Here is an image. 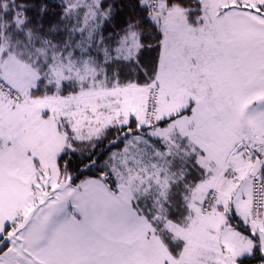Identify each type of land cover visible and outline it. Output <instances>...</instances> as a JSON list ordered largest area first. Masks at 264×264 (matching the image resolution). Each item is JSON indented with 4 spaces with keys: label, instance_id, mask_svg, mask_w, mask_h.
<instances>
[{
    "label": "snow or ice",
    "instance_id": "obj_1",
    "mask_svg": "<svg viewBox=\"0 0 264 264\" xmlns=\"http://www.w3.org/2000/svg\"><path fill=\"white\" fill-rule=\"evenodd\" d=\"M176 12L197 30L213 17L240 29L206 62L223 108L211 120L224 132L223 164L217 158L206 166L211 149L180 130L195 116L196 98L159 111V72L178 46L166 21ZM133 88L139 107L124 103ZM36 98L64 102L60 113L44 106L40 115L63 133L54 164L57 183H66L53 187V169L35 151L25 153L36 169L32 206L21 201L0 214V264H130L136 244L122 231L49 233L57 194L79 192L86 174L143 217L145 238L158 237L167 249L158 264H264V0H0V113ZM10 145L0 135V151ZM190 205L215 219L214 239L194 261L183 260L178 248L187 242L167 226L186 227L196 214ZM66 208L81 216L76 201Z\"/></svg>",
    "mask_w": 264,
    "mask_h": 264
},
{
    "label": "rangeland",
    "instance_id": "obj_2",
    "mask_svg": "<svg viewBox=\"0 0 264 264\" xmlns=\"http://www.w3.org/2000/svg\"><path fill=\"white\" fill-rule=\"evenodd\" d=\"M204 33L206 37H209L211 44L210 48H207L205 53H203V58L201 59L203 61L197 60L198 63L191 64L190 67L189 64L191 59H189V56L196 55V53L189 51L188 58L183 61L186 64V67L183 66L181 68V65H179L181 69L186 68L187 78L195 77L193 75L190 76L189 74L195 69V67L206 65V62L209 63L210 53L216 55L219 52L217 44L213 45L218 43L212 37H216V30L211 28V30L208 29L207 32ZM183 39H187V37H184ZM177 52L180 54L179 51ZM201 57L202 56L200 55L199 58ZM176 63L180 64V59L177 58V56L175 57L174 50L170 49L166 54L164 66L159 72V76L162 80L159 91L160 101L162 102L161 104L167 102L164 95L172 92L173 82H182L177 78L176 80L174 79L175 72L173 70ZM129 91L131 94L125 96L124 103L127 106L139 107V100L141 99L139 96V90L133 88ZM211 92L216 93L217 88H213ZM83 102L86 104L91 103L94 107V101L89 102L85 98ZM44 106H51L55 112L60 113L61 108L64 106V102H52L51 100L43 101L36 98L29 104L21 105L15 112H8L5 110L4 113H0V117L3 118L4 123L3 130H0V135H2L5 140L11 141L10 146L3 148V150L0 151V214H9V211L14 209L15 206L17 207L19 202L24 201V195L28 198H31L33 195L30 181L35 180L34 172L36 169L33 168L31 161L25 156V153L28 150H33L40 155L43 167H51L53 169V187H62V184L66 183L63 179L60 184L57 183L56 178L58 173L56 172L54 164L55 153L62 148L64 144L63 133L57 131L56 124L51 117H41L40 109ZM79 119L82 120L83 117H80ZM182 122H184V120L180 121V123ZM226 154L227 153L223 154L222 159H224ZM208 157L209 156L204 159L208 160ZM213 157H215V155H213ZM219 163L223 164L224 160H219ZM81 181L83 183L79 192L73 187L58 193L57 197L60 202L57 203L56 201H53V204L57 205L53 208L57 210L65 208L69 202L79 199V204L84 205L86 214H89L90 216H92L93 213H97L96 210L100 208V213L104 212L107 215L115 217L120 220L121 223L129 224L133 219L132 224L134 226H145L143 217H136L133 210L124 207L105 186L96 183L91 177H87ZM37 195H39L40 198H44L46 193L42 191ZM85 196V199H81V197ZM193 206L195 205H191L192 208ZM195 208L198 209L197 206H195ZM195 213L196 214L190 218V228L187 229L180 227L178 232L179 235H183L184 240L187 242L182 255L183 260L194 261L195 257L201 254V245L205 241L214 239V237L210 235L209 229L213 227L215 219L211 216L201 215L199 209L198 211L195 210ZM167 226L172 230V226L174 225L169 221ZM149 239L150 241L152 240L155 243H159V245L161 243L158 237L155 240L151 237H149ZM167 254V249H165V255ZM178 263L181 264V261H178ZM174 264H176V261H174Z\"/></svg>",
    "mask_w": 264,
    "mask_h": 264
},
{
    "label": "crops",
    "instance_id": "obj_3",
    "mask_svg": "<svg viewBox=\"0 0 264 264\" xmlns=\"http://www.w3.org/2000/svg\"><path fill=\"white\" fill-rule=\"evenodd\" d=\"M166 27H168L171 31L174 39L178 41V46L174 45L172 49L174 50V56H177V58L180 59V64L176 63L173 71L175 72L174 79L176 80L177 78L182 82L178 83L174 81L172 85V92L164 95L167 102L165 104H161L163 112L177 109L181 104L187 102L189 96L196 98L198 100L196 114L194 117H190L188 120H184V122L180 123V130L187 133L193 139L198 140V142L203 140L205 145L211 149L208 154V160H203L206 166L209 160H215V158H218L220 161L224 160L222 159L223 154L227 153V145L224 143V132L220 128L211 125V120L221 116L223 113L222 106L219 105L216 100L217 92H211L213 88H217L216 81L206 65L195 67V69L189 73L190 76H195L191 78H187L186 68H181L183 66L186 67V64L183 61L188 58L189 51L196 53V55L191 56L193 57L189 64L191 67V64H197V60H201L203 58V53H205L207 48H210L211 41L204 33L207 32L208 29L211 30V28H214L216 30V37H212L218 43L213 45L217 44L219 51V43L223 42L225 38H231L232 36L238 34L240 29L235 25H229L222 23L221 21H217L213 17L208 28L205 29L201 26V28L197 30L192 25L188 24L179 12L174 13L166 21ZM246 35L252 36L255 34L250 33ZM184 37H187V39H183ZM177 51H179L180 54H178ZM200 55L202 57L197 59ZM213 57H215V54L210 53L209 63L212 62ZM179 65H181V68ZM205 137H207V139H205ZM213 155H215V157H213ZM212 181L217 184L222 182L218 175L213 177ZM41 199H43V197ZM24 201L29 202V207L32 206L30 198L25 195ZM76 201L81 212V216L79 218L73 217L71 213L67 211L66 207L59 210L54 208L50 210V213L48 214L49 233H51L53 229L63 228L69 237H74L83 234V232L89 228L103 225L114 231H122L124 233V236L121 237L122 239H126L129 242H135L136 249L129 257L130 264H158L159 258L165 255L166 248L162 242L159 245V243H155L152 240L150 241L149 238H145L144 228L147 226L146 222L143 221L145 226H134L132 224L133 219L129 224L121 223L120 220L115 217L107 215L104 212L100 213V208L96 210L97 213H93V215L90 216L89 214H86L84 205L79 204V199ZM53 205L57 206L55 204ZM58 207L61 208L60 206ZM15 208L17 207L15 206L14 209H11L9 214L13 213ZM193 209L198 211L195 206H193ZM173 225L172 232L175 233L173 239H176V237H182L184 240L183 235H179L178 233L181 226L175 223H173ZM190 226L191 220L188 219L187 226L183 228L189 229ZM180 246L182 247L178 248V250L182 249L184 251L186 244H181ZM176 264H179L178 261H176Z\"/></svg>",
    "mask_w": 264,
    "mask_h": 264
},
{
    "label": "trees",
    "instance_id": "obj_4",
    "mask_svg": "<svg viewBox=\"0 0 264 264\" xmlns=\"http://www.w3.org/2000/svg\"><path fill=\"white\" fill-rule=\"evenodd\" d=\"M160 100V99H159ZM160 112H163V108H162V106H161V102H160ZM73 175H74V173H73ZM87 177H89L87 174L84 176V177H81V180H83V179H85V178H87ZM80 180V181H81ZM80 181H78V183L80 182ZM191 206V205H190ZM172 222V221H171ZM187 222H188V220H187Z\"/></svg>",
    "mask_w": 264,
    "mask_h": 264
},
{
    "label": "built area",
    "instance_id": "obj_5",
    "mask_svg": "<svg viewBox=\"0 0 264 264\" xmlns=\"http://www.w3.org/2000/svg\"><path fill=\"white\" fill-rule=\"evenodd\" d=\"M159 111H160V109H159Z\"/></svg>",
    "mask_w": 264,
    "mask_h": 264
}]
</instances>
